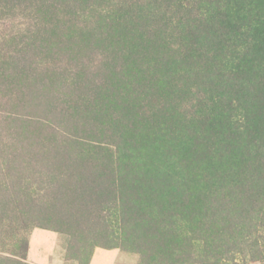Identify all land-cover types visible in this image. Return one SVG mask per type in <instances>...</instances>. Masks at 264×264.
Returning a JSON list of instances; mask_svg holds the SVG:
<instances>
[{"label": "rangeland", "instance_id": "obj_1", "mask_svg": "<svg viewBox=\"0 0 264 264\" xmlns=\"http://www.w3.org/2000/svg\"><path fill=\"white\" fill-rule=\"evenodd\" d=\"M157 1L0 0V264H139L147 224L119 219L113 195L128 185L137 204L151 206L166 172L194 181L206 150L260 132L264 72L245 63L251 82L243 72L218 80L213 66L197 63L183 75L166 34L171 42L215 39L206 0L171 3L163 15L169 20L159 18ZM62 172L72 182L95 180L83 196L103 219L88 223L90 230L57 228L60 211L74 222L83 210L76 191L58 203L59 188L47 184ZM161 199L164 193L157 205ZM157 205L156 214L164 212ZM179 209L176 224L186 230L202 218ZM174 239L170 232L156 237L159 247Z\"/></svg>", "mask_w": 264, "mask_h": 264}, {"label": "trees", "instance_id": "obj_2", "mask_svg": "<svg viewBox=\"0 0 264 264\" xmlns=\"http://www.w3.org/2000/svg\"><path fill=\"white\" fill-rule=\"evenodd\" d=\"M175 1L178 0L157 1L162 3L159 7L164 10L159 18L171 19V16L163 15ZM207 10V27L217 39L208 38L206 44L198 39L185 43L183 40L187 36L184 35L175 37L171 42L168 33L164 44L174 53L173 61L179 59L181 64L184 63L183 75L186 73L185 68L199 63L201 66H213L218 80L226 76L230 79L239 78L243 72L244 79L251 82V76L246 75L249 68L242 70L245 63L259 67L254 74L264 72V0H206ZM184 14L191 12L186 11ZM149 16L152 17L150 11L146 18ZM209 42H214L215 49L207 46ZM213 50L217 56L209 58L208 52ZM158 52L156 56L160 62L169 59L164 52ZM258 109L264 120L261 107ZM247 111L248 118L250 114ZM259 127L258 134L248 132L240 134L238 138L232 136L229 137V143L221 144L217 147L219 149L211 147L206 150L203 153L205 158L200 159L201 164H195L199 170L194 181L176 170L166 172L167 182L161 184L163 188L158 189L159 193L154 189L156 198L151 206L141 207L137 204L134 201L137 194L132 195L136 188H131L129 196L128 185L124 189L120 188L117 196L113 195L121 209L119 219L146 222L148 243L152 239L155 241L150 245L147 243L144 248L139 247V264H240L235 257L237 252L241 255L242 263L264 260V245L260 247L258 244L260 235H264V121ZM189 163L185 164V170H189ZM165 168L159 166L162 173L166 171ZM94 181L72 182L66 172L47 178L51 188H59L58 203L67 200L70 193L76 191L77 203L83 207V210L77 211L74 222H71L69 212L60 211L59 223L62 227L56 225L58 230L67 232L71 227L90 230L92 226H86L88 223L92 225L95 219H103L99 218V214H92L96 209L93 207L94 202L83 196L85 192H90L88 188L92 187ZM160 183L157 185L160 186ZM140 187L137 188L138 192ZM163 193L164 200L161 199L157 205ZM156 205L160 210L164 205V212L156 214ZM179 208L181 212H200L202 218L195 222L193 228L186 230L176 224ZM49 227L55 229V226ZM167 232L175 239L159 247L156 237Z\"/></svg>", "mask_w": 264, "mask_h": 264}]
</instances>
